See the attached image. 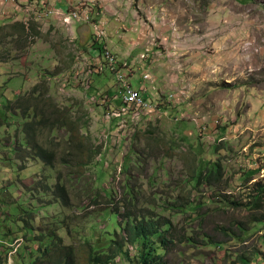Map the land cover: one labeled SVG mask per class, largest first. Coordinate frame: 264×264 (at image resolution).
I'll return each instance as SVG.
<instances>
[{"label":"rangeland","instance_id":"374dc122","mask_svg":"<svg viewBox=\"0 0 264 264\" xmlns=\"http://www.w3.org/2000/svg\"><path fill=\"white\" fill-rule=\"evenodd\" d=\"M94 34L139 67L132 81L148 85L156 111L106 117L124 106L98 101L116 79L95 70L97 50L85 51ZM72 133L86 150L104 146L103 156L81 166ZM258 165L264 0H0V264H32L45 246L39 264H65L71 253L73 264H94L108 232L127 235L110 217L132 199L129 183V214L173 225L165 264H264ZM219 169L220 180L194 184ZM189 202L195 208L183 212ZM56 232L62 241L52 246ZM126 251L115 264H139L137 247Z\"/></svg>","mask_w":264,"mask_h":264},{"label":"trees","instance_id":"16d2710c","mask_svg":"<svg viewBox=\"0 0 264 264\" xmlns=\"http://www.w3.org/2000/svg\"><path fill=\"white\" fill-rule=\"evenodd\" d=\"M95 16H91L93 18ZM92 21V20H91ZM98 17L93 19L94 23H98ZM88 22H90V16L88 18ZM90 46L85 49V51H89L90 48H93L97 50L100 54L101 59L104 62H107V52L109 51L107 48V40L103 39L100 40L96 35H92L91 40H90ZM88 53V52H86ZM56 125H59L60 127L67 126L68 122L64 121L63 123L56 121ZM31 130V129H29ZM33 133H31L30 136H32ZM72 139H74L77 145V148H82L79 150L78 153V158H75L73 155L74 159H79L80 165L81 166H86L88 164H91L93 162V159L102 154L103 156V146L101 147H94L92 149H85V143L79 140V137L72 133ZM84 146V147H83ZM84 148V149H83ZM86 152H88V155H86ZM36 153L37 157L44 158V160L48 161V165L53 166V159H52V153L48 152V149H42L40 146H37L36 148ZM54 153V152H53ZM104 157L100 160L101 163H104ZM129 169V167H128ZM221 177L220 169L216 173H210L208 171L205 175V173H201L199 177H196V182L198 184H202L203 181L208 182L209 184L215 181L216 179H219ZM70 181H73L75 179L80 180V175L76 174L74 171H72L69 175ZM67 185L64 184L63 188H66ZM128 189V194L132 196V199L129 201L128 204H125L122 210H117L115 211L114 214H111L110 220L116 222V226L123 228L126 232V236L122 237L121 240L118 241V238H116L115 234L110 231L108 232V242L110 243L109 245H101L99 247H96L94 250V253L91 256L92 262L94 264H114L116 259L120 255H125L126 257H131V252L126 251V246L127 244H131L134 246H137V250L140 252L141 260L139 261V264H165L164 263V258L165 254L168 249V244L169 242L167 241V234L170 232V229L172 228V224L169 222L170 220L163 221L162 219L159 222H154L152 220V217L150 215L146 216H141L139 217L138 214L131 215L128 212L131 211V206H136L137 202L134 197L135 193V188L132 187L130 184L126 186ZM262 195H264V186L260 188V193L255 197L254 203L256 205H259L261 203V198ZM98 196V195H97ZM108 196V195H107ZM67 197L65 195L61 196V199L64 200ZM65 203V202H64ZM66 204V203H65ZM173 207V206H172ZM195 208V204L192 202H189L186 206H183L182 211L184 212V209H192ZM123 210H127L126 212ZM121 216L123 215L124 221H120L118 218V215ZM151 218L150 220L148 219H142V218ZM56 222H53V224ZM166 224V225H164ZM169 227L166 231H163V227ZM54 230V229H53ZM53 230L50 232L52 233ZM45 236L42 237L44 239ZM62 241V238L59 237V234L56 232L55 234H52L50 236V243L52 246H55L56 241ZM211 245H216L215 242H210ZM110 254H107V251L110 250ZM46 252H50L48 247H44ZM68 257V256H67ZM73 257V254H70V257L67 258L65 264H73L72 261H70V258ZM30 258V257H29ZM240 261L243 264H249V261L247 258H240ZM23 264H28L26 261L23 262ZM39 264V263H38ZM57 264H62V260L58 262Z\"/></svg>","mask_w":264,"mask_h":264},{"label":"clouds","instance_id":"9594fccd","mask_svg":"<svg viewBox=\"0 0 264 264\" xmlns=\"http://www.w3.org/2000/svg\"><path fill=\"white\" fill-rule=\"evenodd\" d=\"M88 18H89V16H88ZM87 23H89L88 22V19H87V21H86ZM97 24V23H96ZM97 37V36H96ZM99 39V38H98ZM103 39H106V38H100V40H103ZM107 40V39H106ZM107 48H108V50H109V52H111V47L108 45V41H107ZM112 53V52H111ZM93 54L95 55V52L93 51ZM114 54V53H113ZM115 55V54H114ZM116 56V58H117V60H118V66H119V68L121 69V70H123V72L124 73H126V75H127V78H128V82L130 83V85L132 86V87H134V89H136V90H138V91H141L142 93H143V96H144V98H145V100L147 101V103L149 104V106L150 107H148V108H139V107H136V106H134V104H132V103H129V102H126V100H124V98H123V96H122V89H123V82H120L119 81V79H118V76H117V74H116V71H114V70H112L111 69V66H110V64H109V60H108V58H107V62H104L102 59H101V57H100V54H99V52L97 51V53H96V55H95V57H94V62H93V64L96 66V68H95V70L97 71V72H99L100 70H102V71H106V70H109V71H111L112 73H113V76H115V79H116V84H115V89H114V91H111L110 92V98H107V96L105 97V96H102V98H98V101L100 100L101 102H99L100 104H102L103 106L105 105L106 107H108L109 106V102H111V101H114V102H116V103H118V104H120V107H123L124 106V108H122V109H118V110H116V111H110V110H108V111H106L107 113H106V117L108 116V115H110V114H113V115H116V114H121V113H125V109H128V108H135V109H141V110H152V111H156V107H158V104H155L153 101H151L152 99H150L149 98V94H150V91H149V88H148V85H146V84H143V85H141L140 87H136L135 85H134V83H133V81H132V78H134V77H137L138 76V70H135V68L132 66V63H130L128 60H124V59H122V58H120L118 55H115ZM142 74V73H141ZM140 74V75H141ZM143 77H144V79L145 80H147V79H151L152 78V76L149 74V73H147V72H143ZM89 83H90V81H89ZM113 92V93H112ZM98 97V96H97ZM103 100V101H102ZM94 102H96V101H94ZM96 104H97V102H96ZM112 107V106H111ZM114 109V108H113ZM103 148H104V146H103ZM249 150V149H248ZM255 173H257V174H264V166H259L258 165V167H257V169L255 170ZM222 176V175H221ZM251 177V176H250ZM221 178H219V179H217V180H220ZM263 180H264V178H263ZM130 184V183H129ZM194 184L195 185H197V182L196 181H194ZM128 185V184H127ZM126 185V186H127ZM198 185H200V184H198ZM264 185H262V184H257V188L260 190V188H262ZM259 193H260V191H259ZM259 193H257V195L259 194ZM256 195V196H257ZM263 196L264 195H262V198H261V201L263 200ZM254 201H255V198H254ZM193 203V202H192ZM121 220H123L122 219V216H121ZM59 221H60V219H56V222L54 223L55 225H56V227L59 225ZM171 232V231H170ZM170 232L167 234V236L170 234ZM167 241H168V238H167ZM169 244H168V248H169V245L172 243V240L170 239L169 241ZM210 242H212V241H209V243L208 244H210ZM217 245V244H216ZM215 245V246H216ZM137 247V246H136ZM39 248V252L41 253V255L40 256H38L37 257V255H36V258L33 260V263L32 264H38L41 260H42V258H43V254L46 252L45 251V249L44 248H41V247H38ZM37 248V249H38ZM36 249V250H37ZM19 252V249H17V253ZM34 253H35V250H34ZM168 253V249H167V252H166V254ZM165 254V255H166ZM119 258V257H118ZM117 258V259H118ZM116 259V260H117ZM248 260V259H247ZM249 261V260H248ZM116 262V261H115ZM115 262H114V264H115Z\"/></svg>","mask_w":264,"mask_h":264},{"label":"built area","instance_id":"2783aa9c","mask_svg":"<svg viewBox=\"0 0 264 264\" xmlns=\"http://www.w3.org/2000/svg\"><path fill=\"white\" fill-rule=\"evenodd\" d=\"M74 17H77V14H73ZM88 18V15H87ZM99 39L102 38L103 36H97ZM107 58L109 60V64L111 66V69L116 71V74L118 76V79L120 82H123V89H122V96L126 102L134 104V106L139 107V108H148L150 107L147 101L145 100L143 93L141 91H138L134 89L128 82V78L126 73L123 72L118 66V60L116 56L111 53L107 52Z\"/></svg>","mask_w":264,"mask_h":264},{"label":"crops","instance_id":"0c3cea01","mask_svg":"<svg viewBox=\"0 0 264 264\" xmlns=\"http://www.w3.org/2000/svg\"><path fill=\"white\" fill-rule=\"evenodd\" d=\"M85 23H87V22H85ZM133 54H134V53H133ZM133 54H132V55H133ZM127 59H128V61H130V60H129L130 57L127 56ZM133 60H134V59H133ZM130 63H132V61H131ZM132 66L135 68V70H138V71H139V67H136L134 64H132ZM139 75H140V74L138 73V76H139ZM151 75H152V74H151ZM249 128H251V127H249ZM253 129L256 130V131L258 130V128H253Z\"/></svg>","mask_w":264,"mask_h":264}]
</instances>
